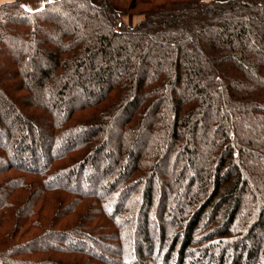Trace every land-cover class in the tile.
Here are the masks:
<instances>
[{"label": "trees", "instance_id": "obj_1", "mask_svg": "<svg viewBox=\"0 0 264 264\" xmlns=\"http://www.w3.org/2000/svg\"><path fill=\"white\" fill-rule=\"evenodd\" d=\"M22 1L0 264H264V0Z\"/></svg>", "mask_w": 264, "mask_h": 264}, {"label": "rangeland", "instance_id": "obj_2", "mask_svg": "<svg viewBox=\"0 0 264 264\" xmlns=\"http://www.w3.org/2000/svg\"><path fill=\"white\" fill-rule=\"evenodd\" d=\"M46 1L49 0H24L22 1V4L24 7L28 9H36L42 6ZM127 1L128 0H126L125 2ZM142 19H143V15L135 11H130L121 17L122 22L128 26H133Z\"/></svg>", "mask_w": 264, "mask_h": 264}, {"label": "crops", "instance_id": "obj_3", "mask_svg": "<svg viewBox=\"0 0 264 264\" xmlns=\"http://www.w3.org/2000/svg\"><path fill=\"white\" fill-rule=\"evenodd\" d=\"M2 1H5V0H0V2H2Z\"/></svg>", "mask_w": 264, "mask_h": 264}]
</instances>
